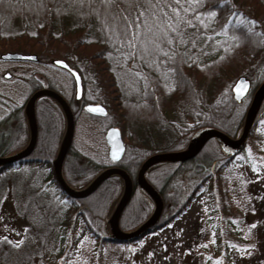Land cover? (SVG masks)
<instances>
[{
	"label": "trees",
	"instance_id": "trees-1",
	"mask_svg": "<svg viewBox=\"0 0 264 264\" xmlns=\"http://www.w3.org/2000/svg\"><path fill=\"white\" fill-rule=\"evenodd\" d=\"M209 13L220 18L218 24L210 22ZM151 28L166 29L173 40L165 38L162 43L142 47L140 36ZM187 28L208 33L213 40L219 37L211 59L200 61L198 55L189 59L184 47L179 45L177 33ZM5 50L37 53L48 65L54 58H64L81 72L84 101L102 102L109 109L107 116L92 117L106 127L119 125L127 138L126 154L118 165L128 170L136 184L138 167L149 150L184 148L192 135L206 126L222 129L231 136L240 133L253 93L264 80V0H0V52ZM114 53L120 66L132 63L131 68L144 84V101L138 108L130 109L125 98L110 61ZM142 61L146 64L153 61V64L147 67ZM153 65L169 75L165 85L151 76ZM240 75L251 78L252 88L243 102L237 103L231 87ZM38 86H48L65 94L50 80L47 84L38 82ZM263 113L264 101L248 139ZM162 127L176 134L165 147L150 144L140 134L142 131L149 135ZM246 146L230 155L216 138L205 146L213 150L211 157L212 154L203 156V149L193 159L162 162L150 168L148 178L160 190L165 202L163 217L150 232L183 214L204 188L209 190L211 212L229 213L232 204L225 171ZM82 151L74 143L65 160H74L78 155L91 156L90 151ZM50 175L68 205L57 235L61 250L79 220L100 243L128 244L111 238L107 223L101 229L94 228L83 206L78 205L80 201L89 202L108 182H120L119 176L108 178L89 197L75 199L61 190L54 174ZM92 178L78 185L79 188ZM135 190L145 194L137 186ZM145 195L147 203L153 204ZM122 228L129 229L125 224ZM226 248L223 244L220 251ZM0 263L5 264L2 257Z\"/></svg>",
	"mask_w": 264,
	"mask_h": 264
},
{
	"label": "rangeland",
	"instance_id": "rangeland-1",
	"mask_svg": "<svg viewBox=\"0 0 264 264\" xmlns=\"http://www.w3.org/2000/svg\"><path fill=\"white\" fill-rule=\"evenodd\" d=\"M209 19L212 24H218L220 20L213 13H209ZM177 33L179 45L184 47L182 48L190 60L192 57L197 58V55L200 61L212 58L215 40L219 37H213L215 38L213 40L208 33L201 34L189 28ZM165 38L173 40L166 29L151 28L140 36V42L142 47H150L153 43H162ZM6 51L11 50L2 52ZM138 55H141V51H138ZM110 61L130 109L138 108L140 102L144 101L142 100L144 84L140 76L131 68V62H121L124 64L120 66L117 53L110 55ZM142 62L147 67L153 64V61L149 64ZM35 68L41 70L42 65L36 64ZM48 71L66 91L69 85L67 75L53 68ZM150 73L156 81L161 82L162 86L169 80V75L155 65L150 68ZM0 90L10 93L1 78ZM66 93L67 97L71 95L70 92ZM77 119L74 136L76 148L80 151L82 149L90 151L91 156L99 158L98 161L101 163L108 162V159L106 160L108 147L105 140V129L108 126H104L99 119L95 120L86 111H83ZM65 123L62 141L67 129V118ZM49 126L53 133L52 156L56 158L62 141L55 130L57 128L55 122L53 121L52 124V121H49ZM168 127H162L161 130L149 135L142 131L140 134L150 144L159 148L165 147L176 136ZM183 142L184 140L180 141L181 144ZM246 144L243 152L225 171L232 204L229 213H212L209 190L204 188L198 192L187 210L173 222L155 232H149L141 240L123 245L100 243L99 238L90 232L82 220H79L76 227L71 229L61 250L57 235L60 220L68 205L66 197L61 196L59 189L51 182L52 176L45 169L35 166L28 168L31 169L28 172L27 169H21L20 172L13 170L4 173L0 176L2 262L5 264H264V113ZM157 149L149 150V155ZM202 153L203 156L212 154L211 157L214 152L209 147L204 148ZM88 159L90 157L78 155L74 160L71 158L66 161L64 165L67 180L72 185H77V188L97 173L98 168L90 165ZM75 169L80 170L79 175L75 173ZM100 189L89 202L85 200L78 203L80 207L83 206L86 217L96 229H101L105 223H108L112 211L123 194L124 181L122 178L120 182L110 181ZM154 207V202L147 203L143 195L138 190H134L132 200L123 214L121 226L125 224L129 229L136 227L153 213ZM103 208L106 210H102ZM105 212L106 214H103ZM223 244H226L227 248L221 252L220 247Z\"/></svg>",
	"mask_w": 264,
	"mask_h": 264
},
{
	"label": "water",
	"instance_id": "water-1",
	"mask_svg": "<svg viewBox=\"0 0 264 264\" xmlns=\"http://www.w3.org/2000/svg\"><path fill=\"white\" fill-rule=\"evenodd\" d=\"M2 57L5 59H38L36 53H23L20 51H6L2 54ZM53 64L62 69H66L71 73L75 83L76 99H82L85 92V86L81 72L64 58H54ZM251 88V78L247 75H240L231 87L234 100L237 103H242L249 95ZM42 96H49L57 100L67 118L66 133L53 164L55 179L61 190L69 197L83 199L95 193L108 178L113 176L121 177L124 181V190L108 219V234L115 240L131 242L133 240H138L145 234L154 230L161 221L165 210V202L160 190L152 184L147 177L150 168L162 162L175 163L193 159L201 153L204 147L212 139L216 138L222 142L223 148L228 151L230 155H235L240 152L246 145L247 139L252 131L253 125L264 101V80L253 93L251 102L246 111L243 126L237 136H231L222 129L216 127L206 126L192 135L186 147L176 150L154 152L143 161L138 170L136 183L138 188L152 199L155 207L153 213L146 220L131 229H123L121 227V218L131 202L135 190L133 178L126 169L115 165L109 166L100 171L90 183L81 188L73 187L65 178L63 164L72 145L75 131V116L68 101L55 89L41 88L31 96L26 106V112L33 127L31 143L21 152L10 154L8 156H0V165L10 163L18 158L28 155L32 151L36 142L37 134L35 105L37 100ZM86 109L92 114L101 116L108 115V109L102 103H87ZM105 137L109 145L110 159L114 162L119 161L126 150L120 126H110L106 131Z\"/></svg>",
	"mask_w": 264,
	"mask_h": 264
},
{
	"label": "flooded vegetation",
	"instance_id": "flooded-vegetation-1",
	"mask_svg": "<svg viewBox=\"0 0 264 264\" xmlns=\"http://www.w3.org/2000/svg\"><path fill=\"white\" fill-rule=\"evenodd\" d=\"M20 52L31 53L24 51H20ZM3 53L4 52H0V78L3 80L4 85L8 86L10 93H5V91L2 92L0 90V156H8L10 154L21 152L31 143L33 127L26 112L27 103L30 100L31 96L37 90L41 88H50L48 86H38V82L47 84V81L49 82L50 80L54 82L58 87H60L61 90H63L62 88L63 86L61 87V85H59V83L52 77L51 73L48 71L49 69H52V67L50 66H54L56 70H60L61 72L65 73L69 78L68 81L69 85L67 86L68 89L66 91L63 90L65 94L58 90L56 91H58L68 101L69 105L71 106V109L75 116V129L78 123L77 118L81 115L83 111H86L92 116L96 115L90 113L86 109V104L102 103V102L84 101L85 92L82 99H76L75 83L73 76L66 69H62L54 65L53 60L52 63L49 64L50 65L49 66L42 59H40L39 56L37 60L5 59L2 57ZM39 63L42 65L41 70H37L35 68V65ZM66 92H70L71 95L67 97ZM102 104L105 105L108 109V106L106 104L104 103ZM59 106L60 103L55 99L53 100V98L51 97L42 96L37 100L35 105V113H36L35 115L37 121V134H36L35 145L32 151L28 155L18 158L10 163L0 165V172H2V174L13 170L15 171L17 170V172H20L22 171L21 169H25V170L27 169L26 172H28L31 170V169L28 170V168L30 167L32 168V166L45 169L46 171H48L49 175L54 174L52 173L54 172L53 163L55 159V157L53 158L52 156L53 133H52V129L49 126V121H52V124L53 121L55 122V127H57L55 130L60 135L62 141V134H64L66 128L65 127L66 118L63 110ZM108 114H109V109H108ZM97 116L104 117L101 115H97ZM110 126L113 125H109L105 129V134ZM122 135L127 149V143H126L127 138L124 135L123 130H122ZM74 136H75V131H74ZM73 144H74V137L71 147L73 146ZM107 147L108 149H107L106 159H108V162H104L103 164H101V162L98 161L99 158H94L92 156H90V159L87 160L90 165L98 168L97 173L93 176V178L100 171H102V169H105L109 166L115 165L122 167L118 165V163L121 160H123L126 154V150L124 152L123 157L119 161L114 162L110 159L109 156L108 143H107ZM82 153H84V151H82ZM148 156L149 155H147L142 160L140 166ZM65 163L66 160L64 161V165ZM129 163L130 165H133L131 162ZM64 165H63V171L65 173ZM100 166H102L103 168H100ZM140 166L138 167V170ZM138 170H137V174H138ZM23 172L25 171L23 170ZM79 172L80 170L75 169V173H77V175L80 174ZM134 186L135 188L137 186L135 182H134ZM141 194L143 195L144 198L147 197L145 194L143 193Z\"/></svg>",
	"mask_w": 264,
	"mask_h": 264
},
{
	"label": "bare ground",
	"instance_id": "bare-ground-1",
	"mask_svg": "<svg viewBox=\"0 0 264 264\" xmlns=\"http://www.w3.org/2000/svg\"><path fill=\"white\" fill-rule=\"evenodd\" d=\"M54 164V163H53ZM64 165V164H63ZM130 174V173H129ZM131 175V174H130ZM64 176H65V174H64ZM54 177H55V175H54ZM147 177H148V173H147ZM65 178H66V176H65ZM133 178V177H132ZM67 179V178H66ZM149 179V178H148ZM68 181V180H67ZM69 182V181H68ZM151 182V181H150ZM137 184V183H136ZM57 185H59L58 184V182H57ZM60 187V186H59ZM138 187V186H137Z\"/></svg>",
	"mask_w": 264,
	"mask_h": 264
},
{
	"label": "snow or ice",
	"instance_id": "snow-or-ice-1",
	"mask_svg": "<svg viewBox=\"0 0 264 264\" xmlns=\"http://www.w3.org/2000/svg\"><path fill=\"white\" fill-rule=\"evenodd\" d=\"M61 63H62V61H61Z\"/></svg>",
	"mask_w": 264,
	"mask_h": 264
}]
</instances>
